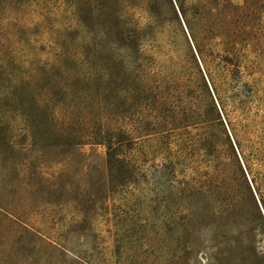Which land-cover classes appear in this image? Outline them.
I'll list each match as a JSON object with an SVG mask.
<instances>
[{"label":"rangeland","instance_id":"374dc122","mask_svg":"<svg viewBox=\"0 0 264 264\" xmlns=\"http://www.w3.org/2000/svg\"><path fill=\"white\" fill-rule=\"evenodd\" d=\"M0 264H264V0H0Z\"/></svg>","mask_w":264,"mask_h":264},{"label":"trees","instance_id":"16d2710c","mask_svg":"<svg viewBox=\"0 0 264 264\" xmlns=\"http://www.w3.org/2000/svg\"><path fill=\"white\" fill-rule=\"evenodd\" d=\"M179 6V10H180V12L181 13H183L182 12V9H181V6L180 5H178ZM117 13H118V11H116ZM152 12V11H151ZM118 16H119V14H117ZM145 93H146V99H150V100H154V98H156V97H159L160 98V96H158V95H160L161 93H163L164 91H162L161 89H160V87L158 86V85H156V84H154V83H152V84H147L146 85V88H145ZM173 90L172 89H168L167 90V93H165L164 95H165V98H166V100L168 101L169 99H170V97H172L171 96V92H172ZM166 92V91H165ZM153 94V95H152ZM220 107H221V105H220ZM162 113L164 114V118L166 117H169L170 118V120L172 121H176L177 120V122H178V119H177V117H178V115L177 114H174L175 112H169L168 111V109L166 108V104H165V102H162ZM169 113H170V115L171 116H169ZM168 114V115H167ZM171 124V123H170ZM178 124H180V122H178ZM232 138H233V141H234V143H235V145H236V148H239V145H238V143H237V141H236V139H234V137H233V135H232ZM185 144H187V143H182V141H180V143H179V146H180V149L181 150H183L182 149V147H184L185 148ZM182 146V147H181ZM188 147H190V146H188ZM241 155V154H240ZM242 157V156H241ZM243 159V158H242ZM251 182H252V184H253V181H252V179H251ZM254 185V184H253ZM256 193H258V191H256Z\"/></svg>","mask_w":264,"mask_h":264},{"label":"water","instance_id":"95a60500","mask_svg":"<svg viewBox=\"0 0 264 264\" xmlns=\"http://www.w3.org/2000/svg\"><path fill=\"white\" fill-rule=\"evenodd\" d=\"M182 26H183V28H184V25L182 24ZM184 30H185V28H184ZM205 80H206V78H205ZM208 85V84H207ZM208 88H209V90H210V87H209V85H208ZM221 118H222V116H221ZM242 165V164H241ZM244 170V169H243Z\"/></svg>","mask_w":264,"mask_h":264}]
</instances>
